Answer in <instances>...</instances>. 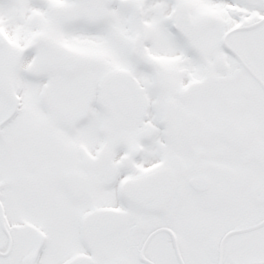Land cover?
<instances>
[{
  "label": "snow or ice",
  "instance_id": "obj_1",
  "mask_svg": "<svg viewBox=\"0 0 264 264\" xmlns=\"http://www.w3.org/2000/svg\"><path fill=\"white\" fill-rule=\"evenodd\" d=\"M0 264H264V0H0Z\"/></svg>",
  "mask_w": 264,
  "mask_h": 264
}]
</instances>
